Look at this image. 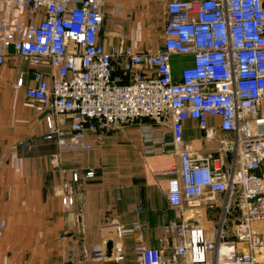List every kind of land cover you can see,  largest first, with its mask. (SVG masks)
<instances>
[{"label":"built area","instance_id":"2783aa9c","mask_svg":"<svg viewBox=\"0 0 264 264\" xmlns=\"http://www.w3.org/2000/svg\"><path fill=\"white\" fill-rule=\"evenodd\" d=\"M104 1L0 0V64L2 51L12 48L31 67L34 84L25 96L43 116L45 141L69 136L82 142L111 127L135 125L145 154L177 158L163 175L168 204L178 214L162 225L158 245L145 243V226L136 220L118 227L119 235H136L130 256L113 246L110 258L101 247L91 258L110 264H264V232L255 228L264 224V0H168L155 52L122 41L105 49ZM173 58H188L177 76ZM117 64L128 83L114 76ZM22 84L19 78L17 87ZM56 119L68 121V130ZM190 120L205 141H218L215 150L196 155L184 143ZM78 179L73 173L72 181ZM61 202L71 206L73 198L65 193ZM201 205L220 209L213 241L200 221L186 215ZM141 211L131 208L136 217Z\"/></svg>","mask_w":264,"mask_h":264},{"label":"crops","instance_id":"0c3cea01","mask_svg":"<svg viewBox=\"0 0 264 264\" xmlns=\"http://www.w3.org/2000/svg\"><path fill=\"white\" fill-rule=\"evenodd\" d=\"M150 2H103L100 42L105 49L121 41L141 52H155L162 45L163 33L154 37L148 14L140 11ZM2 52L0 264H110L93 260L92 251L96 247L105 251L107 241H112V248L121 247L130 256L136 235H119L118 227L128 228L136 220L145 226V243L157 246L162 225L178 214L168 204L167 177L163 175L177 158L145 154L135 125L111 127L82 142L69 136L45 141L43 116L25 96L26 88L34 84L31 67L12 48ZM184 63L188 64V58L172 59L175 76ZM41 73L48 76L49 70ZM114 76L121 83L129 81L120 64L115 66ZM19 78L22 87L16 85ZM56 123L68 130V121L56 119ZM221 134L217 131L216 138ZM183 141L196 155L216 149L215 142L205 141L192 120L185 124ZM84 144L91 148L84 149ZM88 171L93 172L92 177L85 176ZM75 172L77 182L72 181ZM65 193L73 198L71 206L62 205ZM133 205L142 208L138 217L131 212Z\"/></svg>","mask_w":264,"mask_h":264},{"label":"rangeland","instance_id":"374dc122","mask_svg":"<svg viewBox=\"0 0 264 264\" xmlns=\"http://www.w3.org/2000/svg\"><path fill=\"white\" fill-rule=\"evenodd\" d=\"M148 6H144L141 8V12L143 14H148V24L150 25V31L154 37L158 38V36L163 33V28L165 26V13L164 6L168 0H150ZM216 146H218V141H214ZM220 202L218 203V205ZM197 210V211H196ZM192 212H187L186 215L193 217L194 219L203 222L201 226L205 230L206 238L208 241H213L215 238V228L217 223L216 218L220 213V209L216 206L210 205H201L200 208L196 209ZM255 228L260 229L264 232V224L256 223ZM125 264V263H124Z\"/></svg>","mask_w":264,"mask_h":264},{"label":"water","instance_id":"95a60500","mask_svg":"<svg viewBox=\"0 0 264 264\" xmlns=\"http://www.w3.org/2000/svg\"><path fill=\"white\" fill-rule=\"evenodd\" d=\"M112 253V241H107L105 248V257L110 258Z\"/></svg>","mask_w":264,"mask_h":264}]
</instances>
